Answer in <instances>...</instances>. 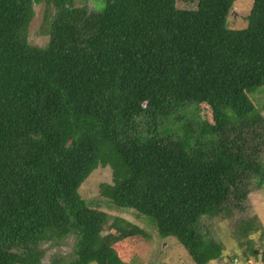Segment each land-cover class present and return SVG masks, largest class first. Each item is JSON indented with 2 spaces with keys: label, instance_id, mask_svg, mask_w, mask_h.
Here are the masks:
<instances>
[{
  "label": "trees",
  "instance_id": "1",
  "mask_svg": "<svg viewBox=\"0 0 264 264\" xmlns=\"http://www.w3.org/2000/svg\"><path fill=\"white\" fill-rule=\"evenodd\" d=\"M75 1L0 0V264H43V243L71 236L73 257L50 264H126L114 245L149 234L82 196L99 167L111 205L148 216L200 264L225 249L204 218L236 214L224 264H264L249 204L264 185V0L241 28L235 0H199L192 25L173 0ZM40 2L54 7L44 46L29 41Z\"/></svg>",
  "mask_w": 264,
  "mask_h": 264
},
{
  "label": "rangeland",
  "instance_id": "2",
  "mask_svg": "<svg viewBox=\"0 0 264 264\" xmlns=\"http://www.w3.org/2000/svg\"><path fill=\"white\" fill-rule=\"evenodd\" d=\"M176 13V21L179 24L192 25L196 22L199 8V0H173ZM78 6H87L89 9L102 8L104 0H76ZM253 0H235L233 12L229 18L232 27H246L248 25L247 16L252 8ZM54 13V7L48 6L45 2L35 4V16L29 27V41L34 45L44 46L49 41L48 17ZM260 110L264 115V88L256 93ZM201 116L213 121L209 105L203 104L195 109ZM264 161V157H263ZM112 180V171L108 167L97 168L92 175L84 182L80 189L82 196L109 211L112 214H121L130 221L137 223L145 229L149 237L142 235L132 236L123 239L114 245L115 251L126 264H200L196 255L184 246L176 237H163L160 235L156 225L150 222L147 216H139L134 209L119 210L110 204L100 193V185ZM107 201V202H106ZM249 204L255 214L264 224V185L254 187L249 195ZM236 220L238 215L233 217L219 216L215 218L205 217L201 223V229L208 238H214L224 243L225 249L222 258H211L205 264H224L231 262V255L238 251L237 239L235 238ZM260 232L254 234L256 246L262 247ZM76 237H68L63 243L55 244L45 242L42 247L46 249L43 264H50L53 256L62 255L71 259L73 257ZM205 258H203L204 260ZM97 264V263H91ZM249 264H253L250 261Z\"/></svg>",
  "mask_w": 264,
  "mask_h": 264
}]
</instances>
